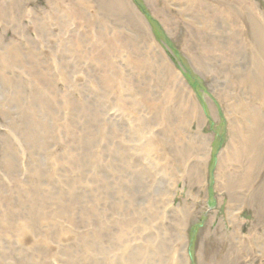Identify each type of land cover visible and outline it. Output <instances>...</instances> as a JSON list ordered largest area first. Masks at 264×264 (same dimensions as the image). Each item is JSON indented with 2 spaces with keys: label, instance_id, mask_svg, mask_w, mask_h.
Segmentation results:
<instances>
[{
  "label": "rangeland",
  "instance_id": "rangeland-1",
  "mask_svg": "<svg viewBox=\"0 0 264 264\" xmlns=\"http://www.w3.org/2000/svg\"><path fill=\"white\" fill-rule=\"evenodd\" d=\"M259 39L264 0H0V264H264Z\"/></svg>",
  "mask_w": 264,
  "mask_h": 264
},
{
  "label": "bare ground",
  "instance_id": "bare-ground-1",
  "mask_svg": "<svg viewBox=\"0 0 264 264\" xmlns=\"http://www.w3.org/2000/svg\"><path fill=\"white\" fill-rule=\"evenodd\" d=\"M109 1L110 2L112 1V5L113 6H116V5L117 6H120L121 3H122V6H123V0H109ZM113 1L115 3H113ZM77 2H78V0H77ZM75 4H77V3H75ZM121 13L123 15V12H121ZM131 17H132V14L127 9H124V16L122 18L129 19ZM123 24H125V23H123ZM138 36H140V34ZM135 38H136V36L133 35V36L130 37L129 40H131V42H133L134 44H137V42L135 41ZM259 44H260V47H261L260 49L264 53V41L261 42V40H260V43ZM138 48H136V50L139 51L140 49H138ZM30 59L32 60V58H30ZM34 63L36 65H39L37 63V61L36 62L34 61ZM70 68L73 69V71H75V68L74 67H70ZM260 69L264 72V66H262V68L260 67ZM259 77H261L262 83H260ZM253 80L255 81V83H258L259 87L264 91V89H263L264 75L257 77V73H254L253 74ZM255 83H253V85L255 87H258ZM260 93H262L264 95V92L260 91ZM87 108L90 109V110H93L94 109V107L92 105H88ZM88 118H86V120ZM255 121L256 122L254 124H252L253 133H251V135L249 136L250 137V146H249V148L248 149H246V147H242L241 148V150L244 151V153L246 154L243 157V159H245L247 157V161L246 162L239 161L240 160V157L236 159V161L242 166V170L245 173L243 177H239L240 183L247 182L248 181V177L251 176V174L253 173V171L256 168H258L259 164L262 163V161L264 162V154L261 153L262 152V149H260V146L262 144H264V116H262L260 114H257L255 112ZM2 133L4 134V132H2ZM150 143H155V142L151 141ZM204 147H205V144L204 143H201V144H199L197 146V149L198 150H201V151H204L205 150ZM85 153H86V156L83 155L82 159L81 158L76 159V161H73L72 162L73 163L72 165L75 166V167H78V168H81L82 166L86 168L87 167L86 157L88 156L89 153L88 152H85ZM84 156H85V158H84ZM119 163L122 164V161L120 160ZM260 167L264 168V163L262 165H260ZM117 168H119V167H117ZM191 168H193V167H191ZM190 172H194V169H191ZM120 173H121V176L118 178L119 180L117 181V184L116 185H113V186L112 185H109L108 187H102V188L105 189V193L107 195L108 194H111L113 192H115L117 194H120V193H123L124 191L127 190V189H124L123 188L124 176H125L124 175V171L121 169L120 170ZM202 176L203 175L201 173H199L198 175L195 173V177H197V179L195 178L193 182L194 183L199 182L202 179ZM138 185H140V182L139 181H137L135 184H133L131 186V189H130L131 192H134L135 193V187L138 186ZM140 193H141V191H140ZM85 196H87V194H80V195L76 196V199L78 200L77 203L80 205V207L83 206L82 204L84 203L85 200H87V198H90L88 196H87V198H84ZM169 197L171 199L173 196L170 195ZM252 200L254 201L253 202V204H254L253 206L256 209H258L259 214L261 213L259 215V217L261 216V218H263L264 217V186L261 189H259V191L257 192V194L252 198ZM71 204H73V203L71 202ZM229 213H230V217H231V225L233 226V228H236L235 231L240 230V228L243 225V220H241V219H239L237 217V213H235V211L233 210V208L230 209ZM254 232H255L254 229H250L249 230V233H251V234H254ZM231 247H232V243L230 244V248ZM226 254H224L225 256H224V259H223V262L222 263L223 264H230L233 261L232 260L233 255L231 254V256H228L229 253H226ZM213 257H214V255L212 256V259H213ZM203 264H206V263H203Z\"/></svg>",
  "mask_w": 264,
  "mask_h": 264
}]
</instances>
